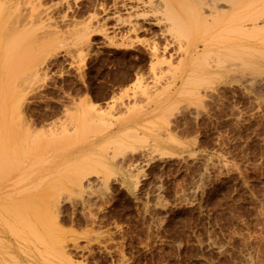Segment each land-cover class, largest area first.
Instances as JSON below:
<instances>
[{"label": "rangeland", "instance_id": "1", "mask_svg": "<svg viewBox=\"0 0 264 264\" xmlns=\"http://www.w3.org/2000/svg\"><path fill=\"white\" fill-rule=\"evenodd\" d=\"M171 1L179 16L168 0H0V194L15 203H0V231L24 264H264L262 36ZM196 38L209 47L191 67L213 75L177 104ZM85 97L111 119L135 108L167 151L117 145L51 174ZM87 169L100 174L81 190Z\"/></svg>", "mask_w": 264, "mask_h": 264}, {"label": "bare ground", "instance_id": "2", "mask_svg": "<svg viewBox=\"0 0 264 264\" xmlns=\"http://www.w3.org/2000/svg\"><path fill=\"white\" fill-rule=\"evenodd\" d=\"M241 1L242 0H203V2L201 3L202 8L200 9V12H204L205 8H208V13L206 12L207 15L205 16L213 19L217 18L218 20L227 19L231 24L230 29L232 33H237L240 29H243L244 25H241L242 22L249 20L251 21L252 29H254V31L257 32L258 35L262 36L261 43L264 44V0H248V3L244 7L241 6ZM168 2L170 3L173 17L179 16V10L177 6L171 0H168ZM221 2H226L227 4H229L228 11L224 12L222 11L223 9L221 10L220 7H218L219 4H222ZM254 2H258V6L256 8L255 5L253 6ZM200 12H198L196 9L191 12V14L193 17L198 18L202 17V13ZM207 17L202 18L206 19ZM200 43L203 44L204 47H209L208 41H206L205 39L196 38L189 45L187 56L189 54L191 55V53H195ZM212 52L213 51H210L209 49L206 54ZM190 55L185 59L182 71L179 75L181 85L177 91L179 99L177 104L181 103V101L185 100L187 97H193L194 99V96H196L197 94V88L207 81V79L209 78L208 75L211 76L212 74L208 73L206 74V76H204L203 73L198 74V72H196V70L191 67V63L193 60L189 58ZM222 61L224 60L219 59L218 62ZM212 67L213 66L209 68ZM159 98L160 99L158 101H154L155 105L153 106V110L157 109L162 112H167L176 105L174 103H171V96L169 94H166L165 92L160 93ZM135 111L136 109L132 107L128 109L126 115L124 114L125 116L123 118H120L119 120H117V117L115 119H111L110 117L108 118L105 116V110L102 109L99 104L92 102L90 97L81 99L79 103L76 104L74 111L71 110L70 113V125L74 128L72 136L64 144L56 142L52 143V149H54L52 150V152H54L55 155L53 158L54 162L52 163V167H50L51 174H62L65 171L69 170V168L73 167V165H75L76 163L85 161L91 156L98 157L97 155L99 150H109L112 149L113 146L117 145L120 148L131 150L130 152H127V154H132V157L133 155L140 153L142 151V147H144L145 144L147 146L148 143L153 144L155 148H157L156 151L158 152L164 153V151H167V148L165 146L163 147L160 144L161 141L158 139V137L146 131L148 130L147 126L144 123L140 122L139 115H136ZM103 123L105 124V126L100 132L94 131L95 128L96 130H100L101 127L99 125ZM141 130L145 132V134H143L142 136V141L134 139L130 143L128 140H125V138L127 137H141ZM90 133H92L91 140L88 138V134ZM169 138L172 139L171 136H169ZM142 142L143 145L141 146ZM55 147L57 148V150L55 149ZM125 157L127 156L125 155ZM107 163L104 164L103 168L110 172L112 166ZM96 165H98L97 161L93 164V166ZM90 168H92V166H90ZM99 174L100 173H98L94 169L90 172H88V169L85 170L82 178L78 179L77 186L81 190L88 187L91 188L90 185L92 183V178L96 177L97 179V177H99ZM12 195L13 194H0V203H2L3 206L5 205V203L8 204V206L15 205L14 202H7V199L11 198ZM0 242L2 244L0 252H4L2 255V259L4 261H7L6 257H9L10 259H13L12 264H24L20 256L14 254L13 247L9 248V246L4 243L6 242V239L1 231ZM2 259H0L1 263L3 262ZM35 263L39 264L38 261H34L33 264Z\"/></svg>", "mask_w": 264, "mask_h": 264}]
</instances>
